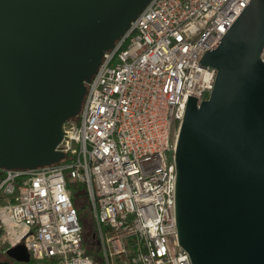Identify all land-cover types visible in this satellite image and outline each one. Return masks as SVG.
Returning <instances> with one entry per match:
<instances>
[{
    "label": "water",
    "instance_id": "water-1",
    "mask_svg": "<svg viewBox=\"0 0 264 264\" xmlns=\"http://www.w3.org/2000/svg\"><path fill=\"white\" fill-rule=\"evenodd\" d=\"M149 2L0 0V169L65 159L56 148L86 83ZM263 47L264 0H250L198 59L214 86L188 96L174 151L178 241L192 264H264ZM5 255L31 261L24 244Z\"/></svg>",
    "mask_w": 264,
    "mask_h": 264
},
{
    "label": "built area",
    "instance_id": "built-area-1",
    "mask_svg": "<svg viewBox=\"0 0 264 264\" xmlns=\"http://www.w3.org/2000/svg\"><path fill=\"white\" fill-rule=\"evenodd\" d=\"M249 2L150 0L86 83L56 148L65 159L0 169V243L24 244L47 264H192L175 218L177 137L188 96L200 102L214 86L216 70L198 59ZM77 184L87 191L95 255L85 251Z\"/></svg>",
    "mask_w": 264,
    "mask_h": 264
},
{
    "label": "trees",
    "instance_id": "trees-1",
    "mask_svg": "<svg viewBox=\"0 0 264 264\" xmlns=\"http://www.w3.org/2000/svg\"><path fill=\"white\" fill-rule=\"evenodd\" d=\"M71 187L74 190V197H73L74 204L78 208L79 214L81 215L85 251L87 254L95 255L98 253L96 251L97 240L95 236V231L91 235H87V233L89 232L87 231L86 225L83 222L84 209H88L91 212L90 204L87 198L86 188L82 184L71 185Z\"/></svg>",
    "mask_w": 264,
    "mask_h": 264
},
{
    "label": "rangeland",
    "instance_id": "rangeland-1",
    "mask_svg": "<svg viewBox=\"0 0 264 264\" xmlns=\"http://www.w3.org/2000/svg\"><path fill=\"white\" fill-rule=\"evenodd\" d=\"M74 119L76 120V117ZM83 222L86 225L87 231L89 232L87 233V235H91L92 233H94L95 231L94 220H93L92 213L88 209H84ZM8 245L9 244L7 243H0V262L4 259V252L7 250ZM18 264H47V263L46 262H35L31 260L29 263H18Z\"/></svg>",
    "mask_w": 264,
    "mask_h": 264
},
{
    "label": "flooded vegetation",
    "instance_id": "flooded-vegetation-1",
    "mask_svg": "<svg viewBox=\"0 0 264 264\" xmlns=\"http://www.w3.org/2000/svg\"><path fill=\"white\" fill-rule=\"evenodd\" d=\"M3 261L14 262V261H12L11 259H9L5 254H4V259H3L1 262H3ZM1 262H0V263H1ZM18 263H21V262H14V264H18Z\"/></svg>",
    "mask_w": 264,
    "mask_h": 264
}]
</instances>
